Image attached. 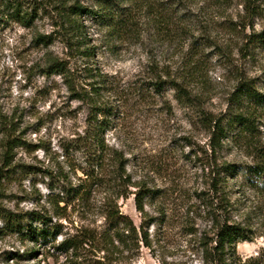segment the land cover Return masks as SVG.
I'll return each instance as SVG.
<instances>
[{
    "label": "rangeland",
    "instance_id": "374dc122",
    "mask_svg": "<svg viewBox=\"0 0 264 264\" xmlns=\"http://www.w3.org/2000/svg\"><path fill=\"white\" fill-rule=\"evenodd\" d=\"M55 1L42 0L47 5ZM78 1L98 7L96 0ZM171 1L178 3L174 25L188 29L176 37L158 34L156 14L133 4L140 37L138 32L122 39L109 37L106 27L84 19L95 62L113 82L107 95L115 115L107 143L123 153L126 172L136 185L144 183L160 191L156 198H145L146 212L153 219L146 229L148 246L140 240L143 214L136 208L133 193L140 187L126 182L123 191L128 197L118 198L112 185L95 186L88 202L72 199L67 192L78 185L87 166L88 151L77 140L85 135L88 106L72 100L61 78L42 75L41 67L46 51L65 57L70 50L56 33L50 46L36 45V34L54 30L42 11L27 27L2 17L0 5V264H64L66 253L54 245L73 236L92 242L82 244L78 257L66 264H93L100 259L106 264H202L200 237L210 224L200 198L202 169L212 157L199 110L223 115L228 121L232 113L254 108L258 127L254 141L264 153V105L236 103L233 98L242 80H250L264 96V42H249L250 35L264 29V0ZM246 5L259 6L261 11L253 15ZM195 40L204 44L200 53H186ZM150 62L168 65L176 76L186 65H196V81L189 82L197 95L195 105L180 103L172 86L159 94L148 92L153 74ZM7 123L16 127L19 145L5 167L2 129ZM251 150L226 141L216 158L218 162L251 163ZM227 190L236 205L235 220L254 231L251 241L238 243V255L242 262L264 264V194L242 176L230 178ZM107 198H114L113 205L134 222L140 239H129L127 244L115 240L103 251L99 247L109 224L101 206ZM5 212L23 215L24 225L6 226ZM31 213L46 217L50 225L58 224L55 242L45 244L25 234L30 227H45Z\"/></svg>",
    "mask_w": 264,
    "mask_h": 264
},
{
    "label": "trees",
    "instance_id": "16d2710c",
    "mask_svg": "<svg viewBox=\"0 0 264 264\" xmlns=\"http://www.w3.org/2000/svg\"><path fill=\"white\" fill-rule=\"evenodd\" d=\"M96 2L98 4L96 8L88 7L78 0L72 2L56 0L53 4L48 5L42 0H0V5L3 7L2 17L18 21L27 27L32 26L34 20L39 16V12L42 11L51 19L54 30L48 34H36L34 38L36 45L50 46L56 38L53 33H56L70 50L65 53V57L54 56L52 52L46 51L41 73L47 77L58 75L67 91L72 94V100L86 103L88 106L89 114L86 118L85 135H80L77 140L78 145L88 151L85 157L87 166L82 169L83 176L79 177L78 185L67 190L72 193V199L88 202L95 186L97 188L112 185L118 198L128 197V194L123 191L124 183L140 187L133 193L135 194L136 208L143 214V221L140 225L141 239L134 222L122 214L117 205H113L114 198H107L101 207L104 209L109 225L101 238L103 246H100L99 249L108 251L109 243L115 244V240H117L121 244H127L129 239L132 241L140 239L148 246L150 242L146 229L150 227L153 219L148 217L146 212L145 198H156L160 191L150 189L144 183L142 186L136 185L126 172L123 153L112 149L107 143L106 134L112 127L111 118L115 115L110 96L107 95V92L111 93L110 90H113V82L95 62L94 49L90 45L84 19L90 18L106 27L109 37L122 39L136 35L137 32V36L140 37L141 28L137 23L139 21L135 20L133 11V6H135L156 14L155 23L160 35L176 37L187 33L188 29L186 25H174L178 5L176 1L96 0ZM246 7L248 12L252 8L253 15L261 11L259 6L253 8L251 5H246ZM2 20L7 21L6 19ZM249 42L251 44L264 42V29L250 35ZM190 44L186 53H200L204 45L196 40ZM149 64V68L153 69V74L152 81L149 82L150 87L146 89L148 92L153 90L159 94L167 85L172 86L176 90V97L180 103L185 106L195 105L194 101L197 99V95L192 92V89V91L189 89V82L192 84L196 81L199 71L196 65L191 63L186 65L180 75L176 76L166 64L162 66L157 62ZM233 98L236 103L248 101L251 105H264V96L250 83V80H242L238 84ZM247 108L250 110L232 113L228 121L223 115L218 117L203 109L199 110V122L210 137V157H212L207 167L202 169L204 179L200 198L210 222L208 229H205L200 237L202 264H249L251 262H242L237 252V245L241 241H251L254 231L243 221L235 220L236 205L227 194L230 178L238 176H242L250 187L264 194V153H261L262 151L254 141L258 130L256 112L254 108ZM3 127L2 132L6 137V144H3V147H6L4 162L7 167L10 164L9 160L12 158L13 149L19 145L17 143L19 137L16 136V127L11 123H7ZM226 141H233L239 145H245L247 149H252L250 154L254 155V162H218L216 153L223 148ZM3 170L8 171L9 169L3 168ZM1 180L2 177H0V182ZM10 213L5 212L2 215L6 226L11 224V226L22 227L24 225L23 215L12 216ZM31 215L35 220H40L45 227H30L25 234H29L31 238L39 239L45 244L55 242L60 233L58 224L50 225L46 217L35 216V213H31ZM134 234L135 238H133ZM90 238L96 240L94 236ZM88 242H92L91 239L82 241L81 236L66 237L54 247L59 252L66 253L67 260L64 263L66 264L67 261L73 262L74 258L78 257L80 246ZM93 264L106 263L100 259Z\"/></svg>",
    "mask_w": 264,
    "mask_h": 264
}]
</instances>
